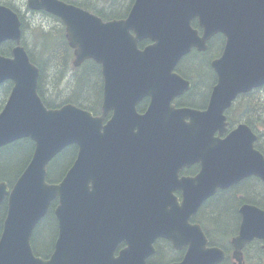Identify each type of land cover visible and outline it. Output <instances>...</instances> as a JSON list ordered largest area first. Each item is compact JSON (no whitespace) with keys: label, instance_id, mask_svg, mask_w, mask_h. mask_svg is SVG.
<instances>
[{"label":"water","instance_id":"obj_1","mask_svg":"<svg viewBox=\"0 0 264 264\" xmlns=\"http://www.w3.org/2000/svg\"><path fill=\"white\" fill-rule=\"evenodd\" d=\"M29 7L64 22L75 67L87 60L101 65L104 101L100 116L74 105L46 108L39 69L20 46L19 18L0 7V45L18 44L13 58L0 55V84L14 82L0 114V148L25 138L36 145L12 190L0 182V208L6 199L8 208L0 264H148L159 239L188 248L175 264H219L224 252L210 247L192 220L218 190L250 176L264 182V156L249 127L215 137L225 131L234 100L264 85V0H135L126 19L109 22L60 0H29ZM218 33L226 44L211 63L218 84L207 110L176 108L174 100L191 89L177 65L194 48L206 51ZM145 40L152 43L140 49ZM71 145L78 147L75 163L60 183L49 184L47 166ZM194 164L202 165L196 176L180 177ZM56 199L59 234L44 260L31 239ZM241 214L234 239L239 262L247 243L264 241V211L244 205Z\"/></svg>","mask_w":264,"mask_h":264},{"label":"trees","instance_id":"obj_2","mask_svg":"<svg viewBox=\"0 0 264 264\" xmlns=\"http://www.w3.org/2000/svg\"><path fill=\"white\" fill-rule=\"evenodd\" d=\"M67 3L77 5L89 11H92L99 15L104 20L109 19H118L124 18L125 13H115L113 11L114 7L120 6L124 0H111L109 8H102L100 10L88 6L84 3L78 2L76 0H64ZM54 19V18H53ZM57 20V19H55ZM194 26L198 27L197 22H194ZM39 39L43 40V44L45 50L47 51V46L50 45L48 49L49 54H45L43 51L39 54L38 57H35L31 50H29V54L31 57V61H33L40 69V81H39V95L42 98L44 104L48 108H58L61 105L67 103H73L74 105L78 106L79 108L92 111L96 114H99L101 111V103H102V96H103V79L101 74V67L94 63L93 61H87L83 64L80 69L73 68L70 65V60L73 55V51L68 47L67 42L64 37V31L60 29H53V30H36ZM218 41L222 44V39L219 37ZM148 42H143L141 44V48L144 47ZM216 43V45H220ZM221 49L220 52L223 50V45H220ZM4 54H10V51H3ZM45 57L46 60L41 61V59ZM39 62H37L36 60ZM45 65V66H44ZM208 70L209 67V60L206 62ZM69 68H73L76 70L74 74V79L70 81L71 87L69 91L70 95H66L63 98L59 95L54 94V91H63L60 88L61 83H63L64 78L67 75V70ZM178 72L185 77L186 79L192 81L191 74L188 72H184L178 70ZM50 73V74H49ZM50 77V85L52 86L53 93L49 97H47L45 91L43 90L45 83L47 82L48 78ZM11 90V85L7 84L2 88V92L6 95L9 94ZM5 103V99L0 97V112L3 109V104ZM198 104V103H197ZM235 112L237 119L242 120L247 124L260 138L261 142L259 143V147L261 151L264 153V87L260 90H254L246 95L240 96L230 113ZM29 150L28 154L29 157L24 165L23 169L17 173L16 175H12L14 173V164L18 161V158H26V152ZM77 147L71 146L67 148L64 152H62L48 167V180L51 183L59 182L68 169L73 164L76 156H77ZM34 152V143L27 139L19 141L15 144L7 146L3 149H0V180L6 181L9 184H13L21 175L23 170L26 168L27 164L29 163L32 154ZM14 171V172H13ZM240 187H246V185H241ZM231 199V197H228ZM211 201L207 206H212L215 210V215H217V219L213 218L210 221L212 224L215 221V225L225 227L226 229L233 228L228 226L229 217L225 216L222 211H224V204L221 201ZM206 206V205H204ZM204 211V207L201 209L200 213L195 219L196 223L201 224L204 227V223L202 222V213ZM6 213V203L3 205L1 212H0V232L2 230L1 224L3 218ZM52 219L55 223V234L57 235V221L54 217V213H52V209L50 211L49 216L37 227L34 232L32 238V245L34 252L37 256H41L43 258H47L51 252L48 251H40L38 249V245L43 246L44 242V235L46 230V224L49 226V223ZM205 229V227H204ZM229 231V230H228ZM234 232V231H233ZM208 238L210 242L214 245H218L219 242L215 240L216 236L214 234V230H206ZM43 241V242H42ZM229 242V238H226V244H222V246H226ZM157 247V255L156 258L159 257V253L165 247H167L168 255H163L160 259L155 260L152 258L149 264H166L170 261V259H174L179 257V255L174 251L173 255H171L170 250L172 249L169 246L167 241H159L156 245ZM163 258V259H162ZM163 260V262H161ZM166 260V261H165Z\"/></svg>","mask_w":264,"mask_h":264},{"label":"flooded vegetation","instance_id":"obj_3","mask_svg":"<svg viewBox=\"0 0 264 264\" xmlns=\"http://www.w3.org/2000/svg\"><path fill=\"white\" fill-rule=\"evenodd\" d=\"M0 6H5L13 9L21 18L22 25L28 26V15L30 14L28 10V0H0ZM219 37L223 40L222 44H220L221 42L218 41ZM225 42L226 39L224 35H218L216 37H212L209 42V45L219 43L220 45L225 46ZM7 45L12 46L13 44L7 43ZM209 67L210 70H208V72L204 74L201 80H199L200 78L197 77V73L194 75V77H196V83L194 82L195 85L193 82H191L192 90H190L183 96L178 97L175 100L174 103L177 107H191L202 111L207 110L212 91L214 87L218 84L217 73L211 68V65ZM197 80L199 82H197ZM235 103L236 101L234 102V104ZM148 105L149 99L144 98L140 104V107H143L141 113L144 114L146 112V110L148 109ZM229 112V110L225 112L226 122L228 124L225 128V131L222 134H220L219 132L215 134V137L219 136L221 140H224L231 132L238 129L241 124H245V122H243L242 120L237 119L238 116L235 114V112ZM256 136L257 139L254 143V148L264 156V153L259 147L261 138L257 134ZM201 168V164H194L190 168L181 171L180 176L194 177L201 171ZM244 184L246 185V187H240ZM176 195L181 197L180 192H177ZM229 196L231 197V199L228 198ZM211 201H215L214 203H216L217 201H221L224 204V211L222 212L225 216L229 217L228 226L232 227L234 224L233 228L226 229V226H217L215 225V221L212 224L210 223L213 218H218L217 215H215L214 208L212 206H207ZM205 205L206 206H203L204 211L201 215L205 229L201 224L200 225L205 231L206 235V230H214V234L216 236L215 240L219 242L218 245L214 246L220 248L225 254L224 260H222L219 264H264V241L262 239L255 238L245 245L242 250L241 262H239L235 256L236 247L234 245V239L239 234L240 225L242 222L241 208L244 205H251L264 211V182L258 176H250L235 187L233 186L227 190L218 191L214 197H212L209 201L205 203ZM201 209L199 210L198 214L200 213ZM198 214L193 218L194 222ZM226 238H229V242L226 246H222V244H226ZM209 244L213 246V244L210 242V239ZM169 246L172 248L170 250L171 255H173V252L175 251L179 255V257L170 259V261L166 264L180 263L186 255L188 248L177 250L173 248L170 242ZM156 255H154L155 260L160 259L163 255L167 256V247L163 248L159 253L160 258H156ZM161 262H163V260Z\"/></svg>","mask_w":264,"mask_h":264},{"label":"rangeland","instance_id":"obj_4","mask_svg":"<svg viewBox=\"0 0 264 264\" xmlns=\"http://www.w3.org/2000/svg\"><path fill=\"white\" fill-rule=\"evenodd\" d=\"M76 1L81 2V3H85L91 7L98 9V10H100L104 7L109 8L110 2H111V0H76ZM130 2H131V0H124V2L121 4L122 9H121V5H120V6L114 7L113 11L115 13H120L122 10H123V12H126L128 10V7L131 6ZM29 18H30V22L32 24H40V25H42L41 28H44L47 30L63 28V26L60 22L55 21L53 19H50L48 17H45L43 15H34V16L31 15V16H29ZM34 32L35 31L30 29L26 33V37H27L26 45L29 48V50L32 51V53L35 57H38L42 51L45 54L46 53L49 54L48 49H49L50 45L47 46V51H46L45 47L41 44L40 40L37 38V36ZM214 48H215V46H214ZM220 49H221V47L217 46L215 49V52L213 53V51H214V49H213V50H211L210 54L213 53L212 56H214L220 52ZM208 59H209V57H207V56H194L189 60L187 59L188 62H186L184 64L183 71L188 72V73L191 71H195L197 73V77L200 78L199 80H201V78L204 76V74H206L208 72V69L206 68V62ZM44 60H46L45 57H43L41 59V61H44ZM72 61H73V58H71V60H70V65H69L70 67L72 66ZM75 73H76V70H74L73 68H69V70H67V75L64 78V81H63V83H61L60 88H59L63 91V93H61L60 91H54V94L59 95L62 98L66 95L71 96V93L69 91V88L71 87L70 81L72 79H74ZM50 81H51V79L49 77L47 82L44 85V88H43L47 97H49L53 93V89H52V86L50 85ZM197 82H199V81L197 80ZM28 152H29V150H27V152H26V156H27L26 158L23 157V158L17 159L18 161L14 164V168H13L15 172L13 171L14 173H12V175H16L17 173H19L23 169V167L26 164V161L29 157ZM50 221L51 222L49 223V226L46 224L44 242L42 241L43 246L40 247L42 251H48V250L50 251L53 247V243H54V240L56 238V234H55V226L56 225L52 219H50Z\"/></svg>","mask_w":264,"mask_h":264}]
</instances>
